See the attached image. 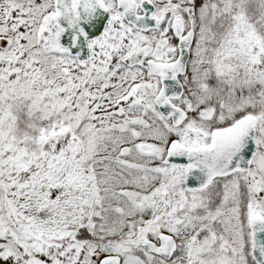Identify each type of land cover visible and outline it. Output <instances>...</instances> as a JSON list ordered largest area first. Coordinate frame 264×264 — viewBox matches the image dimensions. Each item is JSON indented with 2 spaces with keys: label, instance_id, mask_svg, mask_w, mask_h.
<instances>
[{
  "label": "snow or ice",
  "instance_id": "obj_1",
  "mask_svg": "<svg viewBox=\"0 0 264 264\" xmlns=\"http://www.w3.org/2000/svg\"><path fill=\"white\" fill-rule=\"evenodd\" d=\"M0 264H264V0H0Z\"/></svg>",
  "mask_w": 264,
  "mask_h": 264
}]
</instances>
